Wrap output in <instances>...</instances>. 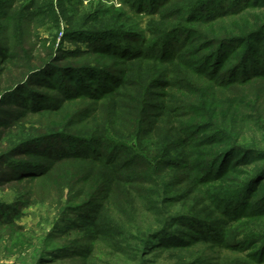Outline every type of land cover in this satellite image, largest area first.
Here are the masks:
<instances>
[{"label":"trees","instance_id":"16d2710c","mask_svg":"<svg viewBox=\"0 0 264 264\" xmlns=\"http://www.w3.org/2000/svg\"><path fill=\"white\" fill-rule=\"evenodd\" d=\"M123 1L0 0V250L264 264V0Z\"/></svg>","mask_w":264,"mask_h":264},{"label":"rangeland","instance_id":"374dc122","mask_svg":"<svg viewBox=\"0 0 264 264\" xmlns=\"http://www.w3.org/2000/svg\"><path fill=\"white\" fill-rule=\"evenodd\" d=\"M57 2H61L62 0H54ZM123 0H85L84 6H87L89 10H93L98 3H103L107 6H111V4H115L117 9L124 8L129 12L130 15L137 17L139 19L140 16L135 14V11L133 8H131L128 4H124ZM81 11L83 10V6H79ZM144 20L148 18L147 16H143ZM62 25H65V21H61ZM146 22H144V25L146 27ZM61 37V34L58 35ZM58 37V41L60 40ZM62 46L64 49L73 50L76 49L78 44L84 45L81 41L79 42L77 39H64L62 41ZM3 195L0 193V198ZM50 214H52V211L46 207V205H31L27 206L24 209H22L21 216L17 219L20 224H23L26 228L34 229L39 232L46 231L51 227V217ZM9 247V248H8ZM4 246L0 250V264H22L19 259V251L17 250H11L10 246Z\"/></svg>","mask_w":264,"mask_h":264}]
</instances>
